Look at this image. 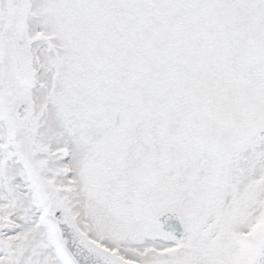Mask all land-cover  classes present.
Masks as SVG:
<instances>
[{
	"label": "snow or ice",
	"instance_id": "6c2138e0",
	"mask_svg": "<svg viewBox=\"0 0 264 264\" xmlns=\"http://www.w3.org/2000/svg\"><path fill=\"white\" fill-rule=\"evenodd\" d=\"M0 264H264V0H0Z\"/></svg>",
	"mask_w": 264,
	"mask_h": 264
}]
</instances>
